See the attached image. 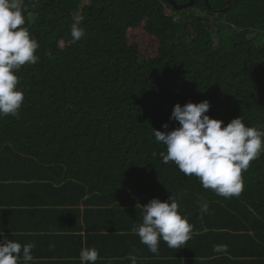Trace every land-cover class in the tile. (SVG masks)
<instances>
[{
  "label": "trees",
  "instance_id": "1",
  "mask_svg": "<svg viewBox=\"0 0 264 264\" xmlns=\"http://www.w3.org/2000/svg\"><path fill=\"white\" fill-rule=\"evenodd\" d=\"M24 4L22 27L38 41L39 61L16 73L25 94L19 116L0 117V161L10 159L9 169L0 165V215L26 204L21 182L27 172L43 169L61 175L59 187L36 196L39 205L53 207L46 210L52 218L97 187L103 195L93 200L109 206L100 211L104 224L122 223L118 207L133 205L137 190L146 198H175L192 225L191 239L178 249L161 240L158 255L138 247L136 255L148 257L141 264H264V152L242 173V193L225 198L174 162L164 163L166 146L154 137L164 125L179 126L170 119L173 107L189 101L208 100L207 114L224 125L241 116L246 126L264 129V0H240L223 13L229 0H211V10L197 0L183 12L168 0ZM74 18L86 31L78 41L71 37ZM243 85L246 95L239 91ZM244 202L250 206L242 216L250 219L242 220L241 230L263 229L255 244L232 232ZM202 203L207 213L200 212ZM218 244L227 252H214ZM67 253L75 257L74 250Z\"/></svg>",
  "mask_w": 264,
  "mask_h": 264
},
{
  "label": "clouds",
  "instance_id": "2",
  "mask_svg": "<svg viewBox=\"0 0 264 264\" xmlns=\"http://www.w3.org/2000/svg\"><path fill=\"white\" fill-rule=\"evenodd\" d=\"M24 11V0H0V117L19 116L25 94L18 87L16 73L22 66L39 61L36 54L39 43L22 27ZM179 19L173 17L174 22ZM85 35L81 19L74 18L72 39L78 41ZM209 108L208 100L189 101L183 106L175 104L170 119L178 121L179 126L170 131L155 130L154 137L166 146V153H161L164 163L174 162L184 175L197 177L203 188L219 196L238 197L244 188L242 173L264 152V129L246 126L241 116L224 125L222 120L207 114ZM199 208L201 213L208 212L207 203L200 204ZM142 211V223L134 226L132 232L151 253L159 254L161 240L169 248L178 249L191 239L192 225L180 214L179 204L172 196L163 201L153 198L143 205ZM34 246L13 240L0 241V264H20L21 254L23 264H30L34 260ZM227 250L225 244L214 246L217 253ZM79 258L81 264H96L99 251L84 247ZM129 259L131 264H137L134 255L130 254Z\"/></svg>",
  "mask_w": 264,
  "mask_h": 264
},
{
  "label": "bare ground",
  "instance_id": "3",
  "mask_svg": "<svg viewBox=\"0 0 264 264\" xmlns=\"http://www.w3.org/2000/svg\"><path fill=\"white\" fill-rule=\"evenodd\" d=\"M168 1L172 5H174V7L180 12L186 11L188 9H194L197 3V0H190L188 4L180 5L176 0ZM210 1L208 4L206 2V5L211 10ZM239 1L240 0H238L235 5L234 0H229L232 5L228 8L220 9L219 12L223 13V11L225 10H227L226 12L234 10ZM233 6L234 8L230 9ZM239 91L241 94L246 95L249 90L247 89L246 85H243L241 86V88H239ZM166 130L170 131L173 130V128L171 125L167 124V128H165V131ZM260 155H262V153ZM3 156L4 154H1L0 158H2ZM0 165L9 169L10 159L4 157L3 162L1 163L0 161ZM21 183L23 185L21 186V189L19 191L24 192V196L27 192L26 204L24 206H16L14 212L4 213L0 215V233H3V235L0 236V239L1 241H3L4 239L13 240L21 243V245L27 243L34 244L35 246L32 249L34 260L30 262V264H46L54 262L55 264H81L79 253L84 247L91 248V246L89 247L88 244L90 243V237L94 235L102 239H109V241L110 239L111 241H118L121 245L120 247L125 248L124 251L117 252L114 255H100V259L96 261V264H131V260L129 259L130 254L134 255L137 258V264H141L142 262L147 261L148 257H142L144 261H139L140 259L137 257L138 255H136L137 251H139L138 247H144L146 245L142 244L140 242L139 236L133 234L132 232L134 226L142 223L143 205H146L152 199L151 197L146 198V195L143 194L142 190H137L132 193L133 205L131 203L130 205H124L122 203V205L118 207L122 211L124 218L123 220H121V224L114 225L111 221H108L107 224H103V222L101 226H96L95 222L103 221L104 218L102 214H100V211H103L104 209L107 210L109 206H106L105 204L99 202H95L93 200L95 196L103 195V190L97 187L96 189L90 191L81 202L66 207L68 213L62 214L63 219L59 220L58 222H54L56 225H58V229H60L61 227H65L64 231H62L59 235L66 239V243L63 245H58L56 243H42L41 237L37 236L36 229L34 228H11L10 225L14 220L20 218L23 215L29 218L35 216L34 214L40 211L45 210L44 212L46 213V210H53V207L51 208L45 205H39L40 202L37 200L36 196L45 195L52 192L54 188L59 187L61 184V175L53 173L48 174V171H45L43 169H39V171L32 170L26 173L24 181H22ZM105 185L108 184H104L102 186ZM137 189H142V187L139 186ZM85 204H88V206H85ZM242 205V203L239 204L241 212L239 214L240 216L237 218L239 227L232 230V232H235L236 234H242L247 244H255L258 242L259 236L263 229L260 224L259 226H250L247 229H243V231L241 230V225L243 223L242 220H245L246 218L250 219L249 214L245 217L242 216V212H247L246 208H248L250 205L244 202L243 209ZM83 207L85 208V210H83ZM2 208L3 206H0V211L2 210ZM63 208L64 207H57L56 209L60 210ZM113 208L114 207H112L111 209ZM79 210H82L84 212V215L79 218L78 221L75 222V224L78 225L79 223H82L84 217H86L87 222L85 230L82 229L80 230V232L74 227V223L69 222L70 219L75 217V213ZM106 219L108 220V216L106 217ZM71 249L74 250L75 257L67 258V252H69ZM184 250L186 249L184 248ZM181 257L183 259H186L184 255H182ZM262 261H264V258L262 259ZM20 264H23L22 254Z\"/></svg>",
  "mask_w": 264,
  "mask_h": 264
},
{
  "label": "crops",
  "instance_id": "4",
  "mask_svg": "<svg viewBox=\"0 0 264 264\" xmlns=\"http://www.w3.org/2000/svg\"><path fill=\"white\" fill-rule=\"evenodd\" d=\"M19 195L21 197L24 196V192L18 191ZM85 206H88V204H85ZM83 210L85 208L83 207ZM45 211V210H44ZM44 211H40L33 217L25 218V219H20L17 223L16 226L20 229H26V228H34L36 229V234L38 237H41V242L44 244L48 243H56L58 245H63L66 243V239L61 237L59 234L64 231L65 227H61L58 229V225H56L54 222H58L59 220L63 219V215L60 213H56L57 215H54L55 217L52 218L48 214H46ZM84 215V212L82 210H79L78 212L75 213V217L70 219V223H74V227L80 232V230H85L87 226L86 222V217H84L83 222L79 223L78 225L75 224V222L78 221L79 218H81ZM103 221L95 222L96 226H101ZM104 224V223H103ZM89 247L91 246L98 249L99 251V256L103 254H115L120 251H124V247H120L121 245L119 244L118 241H109V239H102L97 236H92L90 237V243L88 244ZM145 248L147 246H144ZM142 247V249L144 248ZM140 260L139 261H144L142 255L137 256Z\"/></svg>",
  "mask_w": 264,
  "mask_h": 264
},
{
  "label": "rangeland",
  "instance_id": "5",
  "mask_svg": "<svg viewBox=\"0 0 264 264\" xmlns=\"http://www.w3.org/2000/svg\"><path fill=\"white\" fill-rule=\"evenodd\" d=\"M140 39L145 42L146 44L155 47V43L153 41H151L149 38H145L141 33L139 35ZM220 43L218 42V40H216V45L214 48H219ZM244 208V206L242 205V209Z\"/></svg>",
  "mask_w": 264,
  "mask_h": 264
},
{
  "label": "water",
  "instance_id": "6",
  "mask_svg": "<svg viewBox=\"0 0 264 264\" xmlns=\"http://www.w3.org/2000/svg\"><path fill=\"white\" fill-rule=\"evenodd\" d=\"M209 1L210 0H207L206 2H207V4L209 3ZM238 0H234V4L236 5V2H237ZM234 8V6L232 7V8H230V9H233ZM227 10H225V11H223V12H226Z\"/></svg>",
  "mask_w": 264,
  "mask_h": 264
}]
</instances>
